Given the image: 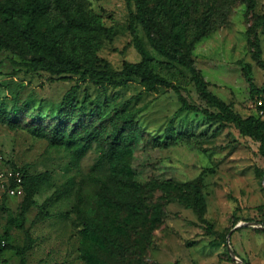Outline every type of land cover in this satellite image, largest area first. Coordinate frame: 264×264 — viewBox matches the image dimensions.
Listing matches in <instances>:
<instances>
[{"label": "rangeland", "instance_id": "rangeland-1", "mask_svg": "<svg viewBox=\"0 0 264 264\" xmlns=\"http://www.w3.org/2000/svg\"><path fill=\"white\" fill-rule=\"evenodd\" d=\"M82 1L104 21L90 62L122 69L140 61L130 29L135 5ZM137 28L159 56L143 27ZM257 52L264 61V0H234L225 21L191 50L209 88L243 117L262 115L264 67ZM13 59L22 60L0 50V264H21L18 250L27 264H90L81 251L90 247L89 237L76 211L98 215L101 203L107 206L106 189L116 193L118 187L105 184L117 133L127 140L125 158L137 182L124 191L121 214L134 216L127 201L140 205L142 214L123 236L116 264H264V227H245L247 218L264 219L258 211L264 206L259 140L234 124L181 109L172 87L149 89L140 77L96 85L82 74L28 71ZM247 64L259 94L251 93ZM185 73L191 80L190 71ZM72 86L78 103L61 111ZM182 92L207 106L192 81ZM58 125L66 136L73 130V137L54 143ZM13 170L24 174L23 194L11 195L2 183V174ZM115 210L110 204V215ZM234 216L238 229L232 228Z\"/></svg>", "mask_w": 264, "mask_h": 264}, {"label": "trees", "instance_id": "trees-1", "mask_svg": "<svg viewBox=\"0 0 264 264\" xmlns=\"http://www.w3.org/2000/svg\"><path fill=\"white\" fill-rule=\"evenodd\" d=\"M126 1L135 5L130 16V29L142 58L137 62H126L122 69L90 62L89 55L98 43L104 21L100 14L89 9L82 0H0V50L9 49L18 53L22 60L13 61L21 63L28 71L45 70L56 75L82 74L96 85L106 82L121 84L140 77L149 89L172 87L180 97L181 109L197 110L223 124H234L241 133L261 142L260 151L264 156V113L243 117L236 112L231 103L209 88L210 83L191 56L194 43L210 35L225 21L234 0ZM137 24L143 27L148 43L160 57L152 53L139 35ZM254 43L259 44L258 38ZM260 56V52H257L259 63L264 67ZM185 70L190 71L191 80H188ZM250 70L247 64L244 67L245 77L251 85V93L259 94L260 89L254 83ZM190 81L197 87L206 107L192 103L183 94L184 85ZM77 103V86H72L66 92L59 109L64 111L75 107ZM260 108L264 109V103ZM126 123L129 124L130 119L127 118ZM57 128L59 142L54 143H63L74 135L73 130L66 136L59 125ZM88 134L93 137L91 131ZM124 141H127L126 138L117 133L109 146L108 163L112 169L105 185L110 182L113 190L118 187L116 193L106 189L107 206L101 203L98 215H94L91 210L85 214L81 209L76 211L84 225V236L89 237L90 247L82 248L81 251L90 264H116L123 236L128 235L127 230L133 231L139 225L138 215L142 214L140 205L127 201L125 205L134 216L121 214L124 191L128 192L130 185H137L130 175ZM110 204L116 208L113 215L108 212ZM258 211L264 212V206L258 207ZM247 220L245 227H254L255 224L264 227V219L255 223L253 218ZM238 221L239 218L234 216L232 228H237ZM18 253L21 256L20 263L27 264L25 252L18 250Z\"/></svg>", "mask_w": 264, "mask_h": 264}, {"label": "built area", "instance_id": "built-area-1", "mask_svg": "<svg viewBox=\"0 0 264 264\" xmlns=\"http://www.w3.org/2000/svg\"><path fill=\"white\" fill-rule=\"evenodd\" d=\"M259 103L260 106L264 103V96L260 99ZM260 113H264L263 108H260ZM2 176L4 177L2 183L7 187V190L11 195H20L24 193V174L22 171L13 170L10 175L3 173ZM11 179H13V181Z\"/></svg>", "mask_w": 264, "mask_h": 264}, {"label": "water", "instance_id": "water-1", "mask_svg": "<svg viewBox=\"0 0 264 264\" xmlns=\"http://www.w3.org/2000/svg\"><path fill=\"white\" fill-rule=\"evenodd\" d=\"M229 248H230V250H231V252H232L233 254H236L235 250L231 247L230 244H229Z\"/></svg>", "mask_w": 264, "mask_h": 264}]
</instances>
